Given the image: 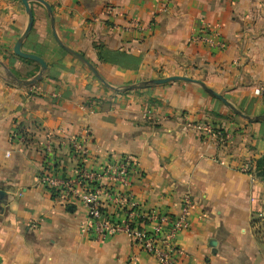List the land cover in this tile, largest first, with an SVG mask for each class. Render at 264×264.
I'll return each mask as SVG.
<instances>
[{"label": "crops", "instance_id": "1", "mask_svg": "<svg viewBox=\"0 0 264 264\" xmlns=\"http://www.w3.org/2000/svg\"><path fill=\"white\" fill-rule=\"evenodd\" d=\"M44 1L60 41L107 85L58 44L34 0L21 49L47 68L32 86L9 82L8 71L27 79L39 66L13 52L27 24L22 1L0 0V264H159L123 234L84 231L80 201L37 182L44 172L67 177L126 161L121 181H90L106 215L125 216L115 193L136 203L138 220L174 217L188 195L189 227L172 239L180 264H264V234L254 228L264 222V182L253 173L264 119L234 115L202 87L250 117L264 114V90L255 94L264 89V0ZM172 75L196 81L125 90ZM206 126L227 139L207 135ZM74 140L84 146L81 158Z\"/></svg>", "mask_w": 264, "mask_h": 264}, {"label": "built area", "instance_id": "2", "mask_svg": "<svg viewBox=\"0 0 264 264\" xmlns=\"http://www.w3.org/2000/svg\"><path fill=\"white\" fill-rule=\"evenodd\" d=\"M205 39L210 44L220 46V43H214L210 38ZM263 90L259 87L255 89V94H261ZM203 129L207 135L220 142H224L228 137L219 129H212L209 126ZM71 148L79 155L85 154L84 146L79 141H72ZM47 150L50 151V148L47 147ZM127 168L126 161L100 167V172L76 169L72 176L67 177H57L44 172L37 176V182L40 186L61 195L76 197L87 210V220L82 224V228L86 232L92 231L97 239L123 234L130 242L152 254L159 264H180L176 257L182 250L172 242V239L178 231L189 227V215L193 204L188 195L182 197L180 210L174 217H170L167 213H152L144 214L138 220L139 211L136 203L128 201L119 193H115L113 202L122 209L126 208L125 216L119 220H113L111 216L101 211L102 190L90 181L99 178L101 174L107 175L112 181H121Z\"/></svg>", "mask_w": 264, "mask_h": 264}, {"label": "water", "instance_id": "3", "mask_svg": "<svg viewBox=\"0 0 264 264\" xmlns=\"http://www.w3.org/2000/svg\"><path fill=\"white\" fill-rule=\"evenodd\" d=\"M21 1H22V4L24 6V9H25V12H26L28 18H27V24H26L25 29L23 30V32L21 33V35L19 36V38L17 39V41L13 45V52H14V54H16L17 56H19L23 59H30L32 61H35L38 64L39 68H38L37 72L32 77L27 78V79H19V78L15 77L10 71H8L7 80L9 82L15 84V85H18V86L29 87V86L36 84L38 81L41 80V78H42V76H43V74L47 68V65H46V62L40 56L33 54V53L25 52L21 49L22 42L27 37V35L29 34V31L32 28V24H33V12H32V9L30 8L29 4H28V1H30V0H21ZM34 1H38L39 3L44 5L48 14L50 15L53 35H54L56 41L58 42V44L67 53H69L70 55L75 57L79 62L84 64L100 81H102L104 84H106L104 82V80L99 76L95 67L82 54L70 49L69 47L65 46L60 41V39L58 38V36L56 35L55 30H54L53 17L51 15V8H50L49 4L44 0H34ZM173 80L196 81V80H193L192 78L187 77V76L172 75V76H168V77L153 78V79L142 81L140 83H135V84H132V85L125 87V90H136V89L146 88L149 86L160 85V84L170 82ZM202 87L206 93H208V94L212 95L213 97L219 99L224 105L229 107L233 113L245 118L248 122H254V121H257L259 119H264V114L261 116H253V117H250V116L244 114L240 110L236 109L222 94H220V93H218V92H216V91H214V90H212V89H210L204 85H202ZM0 195H4V191H2L1 189H0Z\"/></svg>", "mask_w": 264, "mask_h": 264}, {"label": "trees", "instance_id": "4", "mask_svg": "<svg viewBox=\"0 0 264 264\" xmlns=\"http://www.w3.org/2000/svg\"><path fill=\"white\" fill-rule=\"evenodd\" d=\"M29 61V60H27ZM233 113V112H232ZM234 114V113H233ZM235 115V114H234ZM78 157H82L81 155H79ZM47 158H50V157H47ZM254 169H253V173L254 175L259 178L260 180H262L264 182V153L254 161ZM48 174H51L50 172H47ZM42 174V173H40ZM39 174V175H40ZM51 175H54V174H51ZM4 200L3 199H0V210L2 208V204H3ZM103 206L106 208V206L102 203L100 205V209L101 211H104L103 209ZM102 207V208H101Z\"/></svg>", "mask_w": 264, "mask_h": 264}, {"label": "rangeland", "instance_id": "5", "mask_svg": "<svg viewBox=\"0 0 264 264\" xmlns=\"http://www.w3.org/2000/svg\"><path fill=\"white\" fill-rule=\"evenodd\" d=\"M260 220H264V217L259 218ZM255 231L258 233L264 234V222L262 221L261 223H257L254 225Z\"/></svg>", "mask_w": 264, "mask_h": 264}]
</instances>
